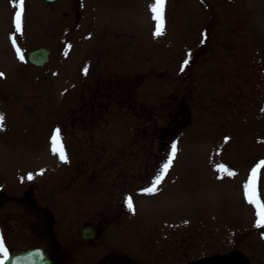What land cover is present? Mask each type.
<instances>
[{"label": "rangeland", "instance_id": "obj_1", "mask_svg": "<svg viewBox=\"0 0 264 264\" xmlns=\"http://www.w3.org/2000/svg\"><path fill=\"white\" fill-rule=\"evenodd\" d=\"M12 1L0 0V189H21L31 204L23 228L7 236L0 227L8 251L31 243L29 207L50 205L59 246L120 210L139 264H193L234 240L251 264H264V241L252 233L257 209L240 191L250 181L240 142L264 152V111L252 125L225 124L240 122L225 99L242 91L264 99V0H165L162 28L156 0H24L21 32ZM37 47L51 50L43 67L27 59ZM164 99L168 120L158 123L167 128L144 139L143 112ZM57 130L67 163L53 151ZM110 222L122 234L120 220Z\"/></svg>", "mask_w": 264, "mask_h": 264}, {"label": "flooded vegetation", "instance_id": "obj_2", "mask_svg": "<svg viewBox=\"0 0 264 264\" xmlns=\"http://www.w3.org/2000/svg\"><path fill=\"white\" fill-rule=\"evenodd\" d=\"M14 1L15 0L12 2ZM58 1L59 0H56L55 2H47L44 0V3L46 5H51ZM24 6V12H27V5ZM262 96L263 95L261 93H248L242 91L236 95L235 101L225 99V107L229 112L236 113L237 117L240 119L241 126L243 125L242 127L245 125H252L256 122H259V120L262 118V113L264 111V99ZM240 146V154L244 153L245 151L247 152L248 149H251L249 147L251 145L246 144L245 141H241ZM247 154L248 153H246L243 158L248 157ZM253 155H251V158L255 160V164L251 166L253 169L249 170V178L251 180L252 173L254 170H256L258 178L257 197L262 203H264V152L262 151L260 154L257 148L256 154ZM243 187L244 188L240 189L242 199L249 203L245 186ZM30 204L29 202H25V199L21 193V189L15 193L0 189V227L4 230L2 233L3 235H12L19 227L23 228L24 207L25 205L28 207ZM250 205L252 207L255 206V204ZM29 208L34 215L31 223L32 240L29 245L44 247L54 264H139L140 262V260L136 259L135 237L130 225L128 226L127 235L124 233L122 227V234L110 233L107 230L110 227L109 225H112L110 220H115L117 222L121 219L118 217V213H115L117 217H111L110 220L107 219L109 216H106L107 218L103 217L102 221L104 222L97 223V225L91 222L88 223L90 226H95V238H84L79 234V236H77L78 239H76V241H74L72 244V241H68V245L66 247L64 245H57V241L55 239L56 218L54 214V208H50V205L41 208L37 205H31ZM105 212L108 213L107 211ZM103 216H105V214H103ZM258 220L259 218L254 222L256 223L255 230L264 232V227H257ZM170 241H172V238L169 240V245ZM225 243L226 242L223 241L222 246L215 248V250H213L212 253H210L207 257H203L193 264H251L247 259L246 254L243 253L242 250L238 249L240 241L234 240L232 242L233 245H228L227 247L225 246ZM175 244L177 256H179L181 260L184 248V237L182 233V227L179 226L176 228ZM164 245L165 248L168 246L167 243ZM72 246H82L85 248L84 250H87V254L84 256L82 254L81 257H76V255L79 256L77 253L78 250L76 253L72 252L74 249ZM8 247L9 253L15 248V246L10 245ZM94 249H96L95 254H97V257L93 256ZM89 251H91V254ZM164 252L165 255H167L169 251L164 249ZM71 253H75L74 257H71ZM148 257H150V255L144 257L145 262H148ZM181 264H183L182 260Z\"/></svg>", "mask_w": 264, "mask_h": 264}, {"label": "snow or ice", "instance_id": "obj_3", "mask_svg": "<svg viewBox=\"0 0 264 264\" xmlns=\"http://www.w3.org/2000/svg\"><path fill=\"white\" fill-rule=\"evenodd\" d=\"M164 4H165V0H156V4L153 7V12L156 13V19L160 22V26L162 28L163 25V9H164ZM19 11L16 13V17H15V26H16V31L17 32H21L22 31V15L24 12V0H20L19 3ZM157 35L161 34V30L160 28H158L157 30ZM16 43L15 38H13V44ZM17 52L19 53V49H17ZM21 59H23V55L20 56ZM2 75V74H0ZM3 122H4V117L2 115H0V128L3 127ZM54 147H53V151L54 152H58L59 153V157L60 159L67 163V156L64 152L63 149V145L61 142V138H60V134H59V130H57L53 141H52ZM175 145H173L172 147V155L173 157L175 156ZM171 166V161L169 160L162 169V173L160 176H158L154 181H153V186L150 187L149 189H147V192L149 194L154 193L157 190V186L161 183L162 179H163V174L167 172L168 168ZM229 175H232V173H228ZM29 179H31V177H29ZM257 182H258V178H257V172L256 170L253 171L252 173V177L251 180L249 181V183L247 185H245V190H246V194H247V198H248V202L250 204H255L256 209H257V215L259 217V220L257 222V227H264V203H262L258 197H257ZM127 206L130 210L133 209V202L131 200V198H128L127 200ZM0 255H3V257L5 258V260L8 259L9 256V252L8 249L5 247L3 238H0ZM0 264H2V262H0Z\"/></svg>", "mask_w": 264, "mask_h": 264}, {"label": "water", "instance_id": "obj_4", "mask_svg": "<svg viewBox=\"0 0 264 264\" xmlns=\"http://www.w3.org/2000/svg\"><path fill=\"white\" fill-rule=\"evenodd\" d=\"M54 1V0H48ZM29 60L38 66H42L50 59V50L45 47H40L32 50L29 53ZM85 236H94V231L91 228L84 230ZM2 264H52L48 259L45 250L41 247H25L15 249L10 257Z\"/></svg>", "mask_w": 264, "mask_h": 264}, {"label": "trees", "instance_id": "obj_5", "mask_svg": "<svg viewBox=\"0 0 264 264\" xmlns=\"http://www.w3.org/2000/svg\"><path fill=\"white\" fill-rule=\"evenodd\" d=\"M175 98H178L177 96H175ZM132 101V100H131ZM168 101V99H167ZM173 101V100H172ZM90 102V101H89ZM169 103V102H167ZM166 103V100L164 99L161 103L159 104H153L151 105V109L150 110H146L145 112L143 113H148V116L145 118L146 121L142 124V127H140V130L141 128L143 127H150L151 129H155L157 128V130H160V128H162V125L160 123H158V121L160 119H167V116H166V111H163V110H166V107H169L170 105ZM176 103V100L173 101V104ZM116 104V103H115ZM172 104V103H171ZM107 105V103H106ZM119 105V104H117ZM131 105H135L134 102L131 103ZM130 105V106H131ZM108 106V105H107ZM173 106V105H172ZM139 107V106H137ZM109 108V106H108ZM141 111H143V106L139 107ZM173 109H175V107H172ZM129 109V108H128ZM173 113V112H172ZM146 130L145 129H142V132L144 133ZM154 134H157L156 132ZM154 138V137H153Z\"/></svg>", "mask_w": 264, "mask_h": 264}]
</instances>
